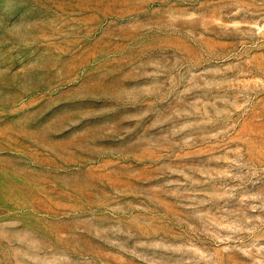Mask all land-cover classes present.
Listing matches in <instances>:
<instances>
[{
  "label": "rangeland",
  "instance_id": "1",
  "mask_svg": "<svg viewBox=\"0 0 264 264\" xmlns=\"http://www.w3.org/2000/svg\"><path fill=\"white\" fill-rule=\"evenodd\" d=\"M0 264H264V0H0Z\"/></svg>",
  "mask_w": 264,
  "mask_h": 264
}]
</instances>
